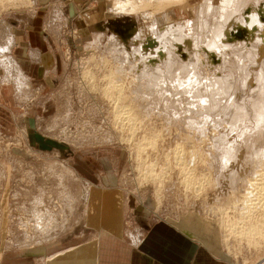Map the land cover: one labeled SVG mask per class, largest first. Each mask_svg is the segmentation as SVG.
Segmentation results:
<instances>
[{
	"label": "rangeland",
	"instance_id": "rangeland-1",
	"mask_svg": "<svg viewBox=\"0 0 264 264\" xmlns=\"http://www.w3.org/2000/svg\"><path fill=\"white\" fill-rule=\"evenodd\" d=\"M32 1L53 9L46 30L15 52L21 72L0 57V264L60 254L84 224L83 184L107 179L134 245L140 220L170 219L223 261L264 264V240L231 230L264 145V0ZM31 6L0 0V20Z\"/></svg>",
	"mask_w": 264,
	"mask_h": 264
},
{
	"label": "crops",
	"instance_id": "crops-1",
	"mask_svg": "<svg viewBox=\"0 0 264 264\" xmlns=\"http://www.w3.org/2000/svg\"><path fill=\"white\" fill-rule=\"evenodd\" d=\"M97 1L98 3L103 1L106 6L111 4L110 0H94V2ZM30 4L34 6L28 7L24 11L15 9L14 12L8 13L4 19L0 20V35L4 39V42L0 43V47L3 48L5 42H8L6 39L8 35L11 40L8 50L4 54H0V57L3 55L10 57L16 65L15 69H20V72L21 68L15 59V52L18 49L20 51V46H27L25 41H32L35 37H40L39 28L44 25L43 28L46 30L45 20L50 19L53 15V9L45 15V7L37 6V2L32 0H30ZM71 6H73L72 3L65 5L63 2V6L59 5L56 8L60 14L63 8L68 7L69 15L74 17L75 11ZM60 16L63 14L58 15V17ZM16 18H20L19 20L25 18L26 20L18 22L19 20ZM10 21L21 24L10 23ZM66 24H68V19ZM6 27H9L8 31ZM47 32L50 33L48 29ZM27 54L29 57H34V62L38 65L36 77L42 81L46 78L47 70L51 69L52 64L42 63L40 50L35 53H25L26 56ZM49 58L50 56H48V60ZM2 78L3 76L0 77V86L5 84ZM9 90L10 88L0 87V94L2 95V91L5 93ZM113 181L107 179L106 184L100 185L87 182L83 184L84 190L88 184L86 201L81 197L83 191L80 195L84 224L82 229H79V234L75 236V241L72 239L67 242L65 247L47 255L51 256L61 251L60 254L50 261L44 260L48 256L40 259L41 254H38L39 256L24 254L19 258L8 260L7 264H232L219 259L212 252V247L210 248L193 231L191 232L192 226H178L170 219L152 224H143V221L140 220L143 227L138 244L134 245L131 241L126 240L123 194L110 187L111 182V184H115ZM107 185L110 188H107ZM139 226L137 227L139 228Z\"/></svg>",
	"mask_w": 264,
	"mask_h": 264
},
{
	"label": "bare ground",
	"instance_id": "bare-ground-1",
	"mask_svg": "<svg viewBox=\"0 0 264 264\" xmlns=\"http://www.w3.org/2000/svg\"><path fill=\"white\" fill-rule=\"evenodd\" d=\"M212 6V5H211ZM225 15V14H224ZM225 19V18H224ZM228 19H226L227 21ZM225 21V22H226ZM215 28V27H214ZM224 28V27H223ZM220 29V28H219ZM219 29H216V31ZM250 29V28H249ZM253 29V28H252ZM215 30V29H214ZM228 30V29H227ZM246 30V29H245ZM263 29H260V32ZM215 31V32H216ZM226 31V30H225ZM247 32V31H246ZM245 32V33H246ZM253 32V31H252ZM251 32V33H252ZM226 33V32H225ZM228 33V32H227ZM248 34V33H247ZM246 35V34H245ZM226 36V35H225ZM249 35H247L248 37ZM224 37V36H221ZM178 40V39H177ZM221 41V40H220ZM216 42V40H215ZM220 43V42H219ZM216 46L219 44L215 43ZM222 45V44H221ZM224 47V46H223ZM217 49V48H216ZM170 51V50H169ZM222 51V49H221ZM108 79V78H107ZM111 80V79H110ZM264 103V102H263ZM258 106V105H257ZM246 107V106H245ZM260 108V107H259ZM244 109V108H243ZM257 109V108H256ZM259 117L257 123H262V127L264 128V108H260ZM256 111V110H255ZM259 127V126H258ZM260 152V153H259ZM257 152L258 159L255 165L254 175L251 179H248L247 182V190L244 194V200L246 208L243 209L244 211L240 216H242L243 222H236L232 225L231 230L233 233H237L242 237L252 236L257 237L259 236L261 239L264 240V145L262 149ZM256 153V152H255ZM193 158V157H192ZM252 165V164H251ZM258 165V166H257ZM190 176H188L189 179ZM191 179V178H190ZM192 181V179H191ZM188 181V182H191ZM236 201V200H235ZM242 201V202H243ZM238 203V202H237ZM244 203V202H243ZM248 204V206H247ZM238 205V204H237ZM250 205V206H249ZM244 206V205H242ZM237 209V208H236ZM261 212L262 218H257V215ZM262 219V220H260ZM240 220V221H241ZM246 220L247 222H245ZM257 240V239H256ZM259 244V243H258Z\"/></svg>",
	"mask_w": 264,
	"mask_h": 264
}]
</instances>
